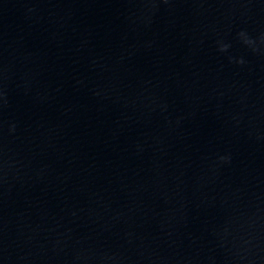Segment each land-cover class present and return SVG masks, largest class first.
Masks as SVG:
<instances>
[{
	"label": "water",
	"instance_id": "1",
	"mask_svg": "<svg viewBox=\"0 0 264 264\" xmlns=\"http://www.w3.org/2000/svg\"><path fill=\"white\" fill-rule=\"evenodd\" d=\"M112 264H264V0H171Z\"/></svg>",
	"mask_w": 264,
	"mask_h": 264
}]
</instances>
